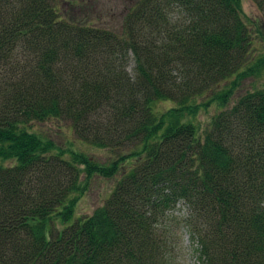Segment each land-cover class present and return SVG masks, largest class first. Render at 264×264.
Masks as SVG:
<instances>
[{
	"label": "trees",
	"instance_id": "16d2710c",
	"mask_svg": "<svg viewBox=\"0 0 264 264\" xmlns=\"http://www.w3.org/2000/svg\"><path fill=\"white\" fill-rule=\"evenodd\" d=\"M253 2L249 24L242 0H137L118 32L0 0V264H168L174 224L200 264H264V88L229 102L264 68ZM51 120L65 147L33 129ZM94 177L118 178L77 216Z\"/></svg>",
	"mask_w": 264,
	"mask_h": 264
},
{
	"label": "rangeland",
	"instance_id": "374dc122",
	"mask_svg": "<svg viewBox=\"0 0 264 264\" xmlns=\"http://www.w3.org/2000/svg\"><path fill=\"white\" fill-rule=\"evenodd\" d=\"M57 8L64 18L77 19L86 23H95L98 26L114 29L121 32L123 29V21L129 9L135 5L137 0H56ZM242 7L247 21L253 23L261 20L262 14L257 8L253 0H242ZM256 46L263 47L261 38L256 39ZM260 51L256 52L255 58L249 63L252 65L255 59L259 56ZM234 78H230L219 86L217 90H224L231 86ZM264 88V68L256 75L240 80L237 87L234 89L230 98V104H234L238 97L243 94ZM204 100V99H202ZM171 105L170 102L158 104L159 110H165ZM218 112L216 104L202 111L198 117H195L201 126H205L208 121ZM33 129L43 135L53 139L58 145L65 147L70 139H74L73 131L70 124L67 122H57L54 120L46 121L40 124H33ZM86 148L85 146L78 149ZM85 151L92 154L100 161H107L111 154L109 151L98 148H86ZM118 177L103 178L94 177L84 186L83 194L77 200L75 207L77 216H87L92 214L97 208L102 206L112 193ZM177 215L185 214V207L179 204L177 206ZM176 215V214H175ZM63 224H61L62 226ZM64 226V225H63ZM57 228L60 225L56 224ZM56 230V228H55ZM171 239L170 254L168 264H200L196 254V246L192 242L189 233L183 228H178L174 224Z\"/></svg>",
	"mask_w": 264,
	"mask_h": 264
}]
</instances>
